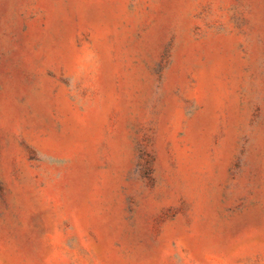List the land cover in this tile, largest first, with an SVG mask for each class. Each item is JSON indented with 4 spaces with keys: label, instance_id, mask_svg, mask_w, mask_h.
<instances>
[{
    "label": "rangeland",
    "instance_id": "obj_1",
    "mask_svg": "<svg viewBox=\"0 0 264 264\" xmlns=\"http://www.w3.org/2000/svg\"><path fill=\"white\" fill-rule=\"evenodd\" d=\"M0 264H264V0H0Z\"/></svg>",
    "mask_w": 264,
    "mask_h": 264
}]
</instances>
